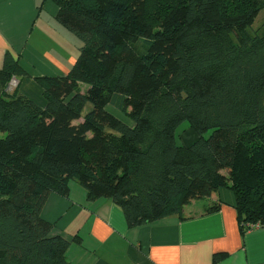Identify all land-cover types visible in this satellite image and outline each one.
Segmentation results:
<instances>
[{
	"label": "trees",
	"instance_id": "obj_1",
	"mask_svg": "<svg viewBox=\"0 0 264 264\" xmlns=\"http://www.w3.org/2000/svg\"><path fill=\"white\" fill-rule=\"evenodd\" d=\"M51 1L82 45L65 75L35 78L44 105L0 94V264H70L41 209L71 180L129 226L182 217L218 187L242 232L263 225L264 0ZM23 75L6 53L3 88Z\"/></svg>",
	"mask_w": 264,
	"mask_h": 264
},
{
	"label": "crops",
	"instance_id": "obj_2",
	"mask_svg": "<svg viewBox=\"0 0 264 264\" xmlns=\"http://www.w3.org/2000/svg\"><path fill=\"white\" fill-rule=\"evenodd\" d=\"M56 13L51 0H0V70L9 53L25 72L13 76L6 88L0 81V94L15 92L44 105L35 78L63 76L71 68L82 43L57 21ZM195 138L191 129L180 137L183 145ZM207 200L188 213L183 210L182 217L129 226L110 199L88 200L85 189L69 181L68 195L50 193L41 216L52 223L50 235L69 241L70 264L264 263V224L241 231L229 188L218 187ZM214 201L220 202L219 208L206 213Z\"/></svg>",
	"mask_w": 264,
	"mask_h": 264
},
{
	"label": "rangeland",
	"instance_id": "obj_3",
	"mask_svg": "<svg viewBox=\"0 0 264 264\" xmlns=\"http://www.w3.org/2000/svg\"><path fill=\"white\" fill-rule=\"evenodd\" d=\"M264 22V9L263 10H261L260 12H259V14H258V16L256 17V19H255V21H254V23H253V26H252V29L253 30H258L259 31V29H260V26H261V24ZM71 33V35H72V37L74 38V39H76V41H77V43L78 44H81V41L72 33V32H70ZM78 55V54H77ZM77 57V56H76ZM91 109V104L90 103H87L86 105H85V107H84V109H83V111H82V114H84V113H86L87 111H89ZM79 120H81V119H79ZM78 121V120H77ZM77 121H75V122H77ZM187 123L186 122H183V123H181L180 125H179V127H178V129H177V135H176V140H177V142L178 143H181V139H180V137L182 136V134H185V133H187V130L189 129V128H187ZM71 183H76L77 184V182H75V181H72L71 180ZM79 185V184H78ZM196 200V204L195 205H185L184 206V213H188L189 211H192V210H194L195 208H197V207H200V206H202V202L204 201V204L205 205H207L209 202H208V200H207V198H203V199H195ZM207 203V204H206Z\"/></svg>",
	"mask_w": 264,
	"mask_h": 264
},
{
	"label": "built area",
	"instance_id": "obj_4",
	"mask_svg": "<svg viewBox=\"0 0 264 264\" xmlns=\"http://www.w3.org/2000/svg\"><path fill=\"white\" fill-rule=\"evenodd\" d=\"M259 225H260L259 222L251 223V224H247V225H246V228H247V229H251V228H253V227H255V226H259ZM260 264H264V263H260Z\"/></svg>",
	"mask_w": 264,
	"mask_h": 264
}]
</instances>
